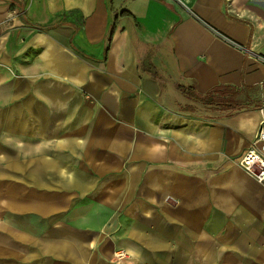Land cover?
Wrapping results in <instances>:
<instances>
[{
    "label": "crops",
    "instance_id": "1",
    "mask_svg": "<svg viewBox=\"0 0 264 264\" xmlns=\"http://www.w3.org/2000/svg\"><path fill=\"white\" fill-rule=\"evenodd\" d=\"M182 1L0 0V264H264V0ZM219 86L249 107L185 94Z\"/></svg>",
    "mask_w": 264,
    "mask_h": 264
},
{
    "label": "rangeland",
    "instance_id": "2",
    "mask_svg": "<svg viewBox=\"0 0 264 264\" xmlns=\"http://www.w3.org/2000/svg\"><path fill=\"white\" fill-rule=\"evenodd\" d=\"M38 172L39 171L37 167H33L29 174L15 172L13 175L15 177V181H22L23 179H26V177L30 176L32 182H34V184L37 185L39 181ZM53 180H54V177L53 179H51V181L53 182V184H55ZM62 183L65 184V181H63ZM35 190L37 192L40 191L37 188ZM47 190L53 191L51 188H47ZM102 212H103L102 209L98 210L97 207H93L90 203H87L84 200H80V202L73 204V205L63 206V210L61 211V214H59L56 217L57 223L59 224V226L61 225L64 228V230H66L64 231L65 235L63 236L62 239L64 240L68 239L69 241L82 239L86 241L88 237V233L86 230L87 215L89 213L95 214V221L98 222L97 224H101L104 220L101 218ZM109 217L110 215L108 214L106 215L105 218L108 219ZM51 221H52V224L56 222L53 218L51 219ZM108 257H110L108 259V262L117 264V263H121V261H125L126 258H128V255L126 254V252L118 251V252H113L112 254H108Z\"/></svg>",
    "mask_w": 264,
    "mask_h": 264
},
{
    "label": "trees",
    "instance_id": "3",
    "mask_svg": "<svg viewBox=\"0 0 264 264\" xmlns=\"http://www.w3.org/2000/svg\"><path fill=\"white\" fill-rule=\"evenodd\" d=\"M192 89L185 90L187 98L193 102L201 103L209 109L236 112L249 107L244 100L243 90L228 86H219L205 96H199Z\"/></svg>",
    "mask_w": 264,
    "mask_h": 264
},
{
    "label": "built area",
    "instance_id": "4",
    "mask_svg": "<svg viewBox=\"0 0 264 264\" xmlns=\"http://www.w3.org/2000/svg\"><path fill=\"white\" fill-rule=\"evenodd\" d=\"M174 1L185 6L182 0ZM238 164L259 184L264 185V122L261 124L258 130L253 147L242 155Z\"/></svg>",
    "mask_w": 264,
    "mask_h": 264
}]
</instances>
